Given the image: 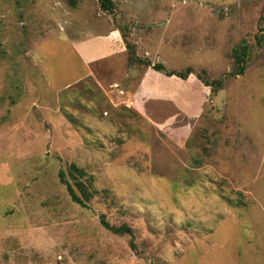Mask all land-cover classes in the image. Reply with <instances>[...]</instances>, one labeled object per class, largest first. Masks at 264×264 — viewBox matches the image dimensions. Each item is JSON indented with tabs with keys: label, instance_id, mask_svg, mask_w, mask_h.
Returning a JSON list of instances; mask_svg holds the SVG:
<instances>
[{
	"label": "rangeland",
	"instance_id": "rangeland-1",
	"mask_svg": "<svg viewBox=\"0 0 264 264\" xmlns=\"http://www.w3.org/2000/svg\"><path fill=\"white\" fill-rule=\"evenodd\" d=\"M112 2L0 0V264H264V0ZM113 25L139 59L194 71L175 102L133 108L118 62L78 81L72 45ZM71 164L91 179L86 207L59 182Z\"/></svg>",
	"mask_w": 264,
	"mask_h": 264
},
{
	"label": "crops",
	"instance_id": "crops-1",
	"mask_svg": "<svg viewBox=\"0 0 264 264\" xmlns=\"http://www.w3.org/2000/svg\"><path fill=\"white\" fill-rule=\"evenodd\" d=\"M122 31H124V33L129 32L113 25L112 27H107L99 33H90L87 36H81L74 42L72 48L82 66L88 71L83 76H80L79 79L77 78L78 81L90 76L92 72L91 67L95 64L111 61L118 62L117 65L120 64V67L124 70L121 82L122 89H120L119 92L122 95L126 94L127 101L132 103L133 108L140 111L145 109L148 102L157 104H163L162 102L167 104L170 101L175 102L178 95L175 93V88L171 89L170 85L176 84V80L178 78L174 76L167 77L162 73L152 70L151 68H144L133 89L130 88L129 79L133 76V70L136 65L128 66L126 44L122 36ZM130 36H132L131 33L126 36V40H129ZM163 41L164 40L151 41V43L148 42L147 45L145 43L146 49H152L151 54H155L157 51H164L162 48ZM134 45L138 52L139 43L134 42ZM146 59L155 64L147 56ZM156 63L163 65V61H161V59L156 60ZM204 89L206 90V88ZM204 100L205 99L200 98L201 105Z\"/></svg>",
	"mask_w": 264,
	"mask_h": 264
},
{
	"label": "trees",
	"instance_id": "trees-1",
	"mask_svg": "<svg viewBox=\"0 0 264 264\" xmlns=\"http://www.w3.org/2000/svg\"><path fill=\"white\" fill-rule=\"evenodd\" d=\"M78 0H67L68 4L71 6H75ZM100 9L104 12H110L113 8L112 0H97ZM126 54H127V62L128 66L131 65H141L144 68H151L152 70L163 73L167 77H176L180 80H187L188 77L194 74V71L187 67L184 71L175 72V71H167L164 66L160 63H151L147 59H139L135 53V45H130L126 43ZM129 54V55H128ZM249 54V47L246 44H239L232 50V57L235 65V75H242L245 70V65L247 62V57ZM196 79L203 84V86L210 89L212 94H215L219 89H222L224 86L225 78L220 80H210L206 77L205 71L201 70L200 73L195 74ZM66 174L60 170L58 173V179L61 184H63L66 188L67 194L70 197L71 201L75 204L80 205L81 207H86L87 203L92 199L94 192L91 191V179L86 175L85 171L75 164H71L67 170V176L70 181L66 179ZM85 178V181L83 179ZM101 226L111 232L112 234L119 236H129L133 238V232L130 228L125 225H121L118 227L111 226L104 220V217L100 218ZM130 247L133 248L132 241H130Z\"/></svg>",
	"mask_w": 264,
	"mask_h": 264
},
{
	"label": "built area",
	"instance_id": "built-area-1",
	"mask_svg": "<svg viewBox=\"0 0 264 264\" xmlns=\"http://www.w3.org/2000/svg\"><path fill=\"white\" fill-rule=\"evenodd\" d=\"M114 88H117V85H114ZM130 105H132V103H130Z\"/></svg>",
	"mask_w": 264,
	"mask_h": 264
}]
</instances>
